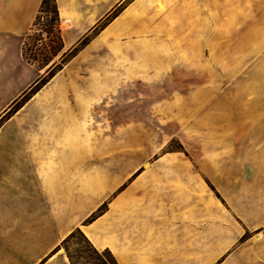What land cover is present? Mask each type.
Segmentation results:
<instances>
[{
    "label": "rangeland",
    "instance_id": "rangeland-1",
    "mask_svg": "<svg viewBox=\"0 0 264 264\" xmlns=\"http://www.w3.org/2000/svg\"><path fill=\"white\" fill-rule=\"evenodd\" d=\"M98 1L76 45L0 80V264H117L71 226L105 211L108 187L119 193L145 163L203 151L227 90L264 52L257 0ZM49 21L22 55L41 59Z\"/></svg>",
    "mask_w": 264,
    "mask_h": 264
},
{
    "label": "crops",
    "instance_id": "crops-1",
    "mask_svg": "<svg viewBox=\"0 0 264 264\" xmlns=\"http://www.w3.org/2000/svg\"><path fill=\"white\" fill-rule=\"evenodd\" d=\"M42 2L0 0V80L19 78L24 38ZM56 3L69 49L99 20V1ZM253 7L259 20L264 0ZM249 26L253 31L259 24ZM227 91L220 120L211 126L218 131L204 136L211 143L203 151L167 152L145 163L119 193L108 187L105 211L71 229L79 227L117 264H264V52ZM93 189L96 206L99 184Z\"/></svg>",
    "mask_w": 264,
    "mask_h": 264
},
{
    "label": "trees",
    "instance_id": "trees-1",
    "mask_svg": "<svg viewBox=\"0 0 264 264\" xmlns=\"http://www.w3.org/2000/svg\"><path fill=\"white\" fill-rule=\"evenodd\" d=\"M49 1H52L53 5L50 7ZM45 15L46 17H50L49 25L50 28L47 31L48 37H49V43L47 46H45L44 52L41 53V59L37 60L34 58H29L27 56V53H25V48L23 47V58L26 62L38 66L39 69H43L51 64L53 59L63 51L64 49V42L61 34V28H60V17H59V10L56 3V0H43L39 14L35 20L34 27H37L38 22L40 20V16ZM30 33L26 36V39H29ZM37 38H35L36 42ZM85 42V40H84ZM83 42V43H84ZM75 51L77 48L74 49ZM53 65V64H52ZM57 69H61L60 65H57L55 68H53L50 72L51 76L55 75V72ZM218 197H220L217 194ZM109 254L110 251L106 250ZM113 257V255L111 254ZM115 260V258L113 257ZM116 262V260H115ZM117 263V262H116Z\"/></svg>",
    "mask_w": 264,
    "mask_h": 264
},
{
    "label": "bare ground",
    "instance_id": "bare-ground-1",
    "mask_svg": "<svg viewBox=\"0 0 264 264\" xmlns=\"http://www.w3.org/2000/svg\"><path fill=\"white\" fill-rule=\"evenodd\" d=\"M64 25V27L66 28V29H68V28H70V23L69 22H66V23H64L63 24ZM91 104H89V106H90ZM88 106V107H89ZM87 117H89L88 115H87ZM83 127H84V125H83ZM82 128V127H81Z\"/></svg>",
    "mask_w": 264,
    "mask_h": 264
},
{
    "label": "snow or ice",
    "instance_id": "snow-or-ice-1",
    "mask_svg": "<svg viewBox=\"0 0 264 264\" xmlns=\"http://www.w3.org/2000/svg\"><path fill=\"white\" fill-rule=\"evenodd\" d=\"M67 243V242H66ZM59 249H57V251H58ZM61 261H63V257H61Z\"/></svg>",
    "mask_w": 264,
    "mask_h": 264
}]
</instances>
